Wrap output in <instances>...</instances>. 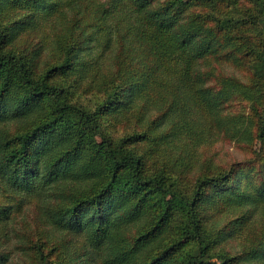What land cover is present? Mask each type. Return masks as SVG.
Returning a JSON list of instances; mask_svg holds the SVG:
<instances>
[{"label": "trees", "instance_id": "trees-1", "mask_svg": "<svg viewBox=\"0 0 264 264\" xmlns=\"http://www.w3.org/2000/svg\"><path fill=\"white\" fill-rule=\"evenodd\" d=\"M249 1L233 15L215 6L240 0H0V190L39 197V229L57 234L47 254L23 241L34 264H207L234 226L263 225L264 191L245 190L241 171L210 163L188 179L196 148L221 133L264 150V54L248 53L264 50V0ZM44 22L36 45L26 31ZM103 37L105 73L89 60ZM91 93L104 96L96 110L73 103ZM135 102V131L114 139L102 121ZM243 102L248 117L231 112ZM179 137L191 147L158 165ZM223 206L242 216L214 233L203 217ZM12 208L0 207V225ZM262 235L255 251L219 259L264 261Z\"/></svg>", "mask_w": 264, "mask_h": 264}, {"label": "rangeland", "instance_id": "rangeland-1", "mask_svg": "<svg viewBox=\"0 0 264 264\" xmlns=\"http://www.w3.org/2000/svg\"><path fill=\"white\" fill-rule=\"evenodd\" d=\"M251 8L252 5L249 0H240V3L236 8H233V5L228 4L226 7H224V4L221 2L220 5L216 4L215 6L217 11L220 10L224 13H231L234 12V9H236V11L241 14H249ZM233 15H237V12H234ZM45 26V29L39 26L37 31L29 29L26 31V35L30 32L29 38L34 40L35 44L37 45L43 38L42 31L47 30L46 23ZM51 27L55 29L51 30ZM59 30L60 27L57 28L54 23H49L48 31L50 33L51 40H55V36L60 33ZM106 40L107 38H101L102 46L98 50L95 49L94 52L90 53L89 57L91 62L100 63L102 65L100 67L102 73H105L106 66L109 64V53L105 51ZM20 44L23 46L24 42L17 41L18 47H21ZM94 44L95 42L92 43V47ZM248 53L250 54L251 59L257 60L263 56L264 50L262 51L258 47H253L248 51ZM106 60H108V63ZM94 68H96V66ZM226 72L229 74H235L236 76L239 75L242 78L243 75H245V77L248 75L245 72V69L235 70L230 66L226 68ZM103 99V95L99 96L94 93L81 94L77 98H73V103L83 105L87 109L94 111L98 108L100 102ZM136 109L137 105L135 102L130 111H123L118 113L119 115H107L102 121L105 131L113 135L112 137L116 140H119L125 137L127 134L135 131L134 126H136ZM231 112L245 113L247 114L246 117H248V105L247 103L245 104V102L232 104ZM169 126L170 125L167 124V127ZM141 130L142 127L139 129V131ZM186 138L187 137H182L183 141ZM208 142L209 141L206 143H201L198 148H196L197 152L194 154L193 164L196 160H199V162L194 167H192L188 179L205 173V165H210V163H213L214 167L221 168L224 171H241L244 176L237 179V181L245 190L252 192L260 189L264 191V150H262L261 142L258 141L255 146L250 147L249 145L231 140L229 137H224L223 133L219 134L215 141ZM168 144L170 148H167L163 157L156 155L159 158L158 165L160 164L161 166H164L171 164L172 159L173 161L175 159L174 155L177 157L175 148H181L183 145H185V147H191L188 142L183 143L181 141V137L175 138ZM188 184L189 183L184 186L188 188ZM40 203L41 200L39 197L29 198L18 192L12 191L8 187L0 190V207H13L10 223L7 225H0V245L5 243V246L2 250L8 251V253H10V261L8 264H34V260L32 257H30L31 253L29 251L24 252V250L29 249V247H31L30 249H33L36 244L42 243L47 244V248L45 250V254H47L52 244H54V242L57 240V237H55L56 233H53L51 230L39 229L41 228V226H39L41 217V212L39 209ZM240 216H242V212L238 207L233 208L232 206H223L220 207L219 213L214 215L209 214V216H204L203 219L206 228L212 230L215 233L216 231L221 230L223 226L227 225L230 221L238 219ZM256 221L257 218L248 221L242 227L239 225L234 226V228L237 229V231H235L234 237L229 241L215 246L211 252L212 258L207 261V264H224L219 258L226 253L230 257H238L241 254H244V250H246V252L251 250L255 251V249L258 248V245H260V243L263 241L262 234L264 233V223L261 225ZM24 240L26 243V248L23 245ZM78 249V247H74L71 249L70 253H73L74 256L76 253H78ZM64 256L67 258V260L69 259V255ZM237 264H264V261L252 257L249 260L242 261Z\"/></svg>", "mask_w": 264, "mask_h": 264}]
</instances>
